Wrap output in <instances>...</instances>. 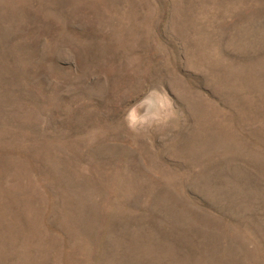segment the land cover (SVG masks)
<instances>
[{
	"label": "rangeland",
	"instance_id": "obj_1",
	"mask_svg": "<svg viewBox=\"0 0 264 264\" xmlns=\"http://www.w3.org/2000/svg\"><path fill=\"white\" fill-rule=\"evenodd\" d=\"M0 264H264V0H0Z\"/></svg>",
	"mask_w": 264,
	"mask_h": 264
},
{
	"label": "clouds",
	"instance_id": "obj_2",
	"mask_svg": "<svg viewBox=\"0 0 264 264\" xmlns=\"http://www.w3.org/2000/svg\"><path fill=\"white\" fill-rule=\"evenodd\" d=\"M155 91L156 90H152V92ZM152 92H149L147 96L142 97L141 99L137 100L136 103L128 107V112L125 116V120L127 121L128 127L131 130H136L138 127L147 125L150 122L161 119V115L158 110L148 112L144 108V106L149 103L150 97L152 96ZM140 109H144L143 114H141V111H139Z\"/></svg>",
	"mask_w": 264,
	"mask_h": 264
}]
</instances>
